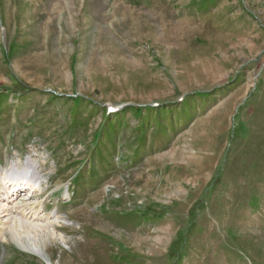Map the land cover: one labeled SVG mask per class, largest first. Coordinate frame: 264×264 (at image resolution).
<instances>
[{
  "label": "rangeland",
  "instance_id": "374dc122",
  "mask_svg": "<svg viewBox=\"0 0 264 264\" xmlns=\"http://www.w3.org/2000/svg\"><path fill=\"white\" fill-rule=\"evenodd\" d=\"M27 160L60 222L0 264H264V0H0V168Z\"/></svg>",
  "mask_w": 264,
  "mask_h": 264
},
{
  "label": "bare ground",
  "instance_id": "6f19581e",
  "mask_svg": "<svg viewBox=\"0 0 264 264\" xmlns=\"http://www.w3.org/2000/svg\"><path fill=\"white\" fill-rule=\"evenodd\" d=\"M38 169L30 160L23 165L11 162L7 168H0V235L1 239L5 240L7 236L22 245L30 243L32 251L40 254L44 246L41 241L55 236V225L59 224L60 219L55 212L40 216L42 211L38 207L42 206L38 204L26 205L31 200L30 196L38 193L42 187ZM24 196L30 199H24L19 205ZM3 219L5 222H2Z\"/></svg>",
  "mask_w": 264,
  "mask_h": 264
}]
</instances>
